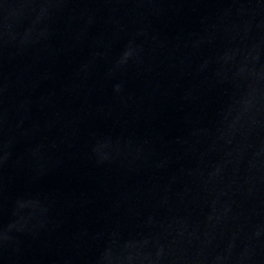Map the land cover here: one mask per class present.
Instances as JSON below:
<instances>
[{"label": "water", "instance_id": "water-1", "mask_svg": "<svg viewBox=\"0 0 264 264\" xmlns=\"http://www.w3.org/2000/svg\"><path fill=\"white\" fill-rule=\"evenodd\" d=\"M0 264H264V0H0Z\"/></svg>", "mask_w": 264, "mask_h": 264}]
</instances>
